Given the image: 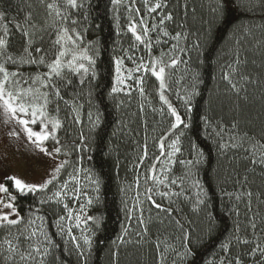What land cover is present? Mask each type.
I'll return each mask as SVG.
<instances>
[{"label": "trees", "instance_id": "trees-1", "mask_svg": "<svg viewBox=\"0 0 264 264\" xmlns=\"http://www.w3.org/2000/svg\"><path fill=\"white\" fill-rule=\"evenodd\" d=\"M169 2L175 30L182 34L180 51L175 56L180 63L166 69L165 89H160L154 76L149 82L154 101L161 106L159 110L169 112L171 124L175 123V117L160 99L161 91L184 121L179 127H172V132L179 137L184 160L194 159L193 145L203 153L201 163L186 166L181 171L187 196L171 201L154 198L165 208H171V215L151 206V213L144 217L147 234H137L145 225L136 224L130 229L125 188L133 184L143 146L158 132L157 123L161 121L157 119L159 116L142 111L145 102L138 97L121 98L111 91L115 82L114 60L121 46L115 6L111 0H85L78 30L84 36V45L92 42V48L99 49L98 77L91 84L89 77L77 89L81 92L78 103L83 105L79 124L73 123L68 110L61 107L62 127L57 135L61 144L68 147L62 149L58 157L68 159L71 164L82 156L83 169L90 171L93 178H99V191H96L90 216L98 218L100 224L97 227L91 221L90 250L84 244L76 249L69 237L62 239L57 234L55 225L65 213L63 205L57 204L55 199L39 205L41 212L36 215L45 216L44 229L58 245L50 249L46 264H160L161 258L167 264H229V261L236 264L237 254L242 264H261L264 260L258 249L255 256L251 255L257 243L264 249V165L252 164L249 153L243 148L222 147L233 143L230 135L235 130L229 131L233 122L237 123L240 135L247 132L264 143V135H261L264 130L261 102L264 96V0ZM58 3L63 9L64 0ZM0 10L12 18V23L23 22L28 13L41 25L46 18L39 0H0ZM3 24L0 21V31ZM8 26L14 34L10 51L22 50L24 38L12 24ZM48 32L43 33L42 41L40 32L36 37V44H42L45 50L51 46ZM230 64L238 69L231 79L242 89L239 96L223 79L225 72L230 71ZM21 71L30 73L36 69L25 66ZM241 76L256 83H248ZM243 88H247L246 93ZM89 111L93 114L98 111L101 117V124L95 130L88 119ZM81 133L85 137L83 144ZM52 145L53 141L46 142L49 149ZM65 152L69 154L66 156ZM71 171L72 168L66 166L58 174L59 180L63 181L66 172ZM12 183L6 180L10 191H13ZM56 183L54 181V185ZM54 190V186L49 185L46 195ZM13 194L18 197L20 214L27 216L33 197L20 196L14 191ZM200 200L204 203H199ZM176 220L182 228L177 226ZM158 236L162 241L159 248L156 247ZM245 240L250 243H244ZM21 244L23 247V240ZM188 249L193 255H186ZM6 255V252L0 255V264H6Z\"/></svg>", "mask_w": 264, "mask_h": 264}, {"label": "snow or ice", "instance_id": "snow-or-ice-1", "mask_svg": "<svg viewBox=\"0 0 264 264\" xmlns=\"http://www.w3.org/2000/svg\"><path fill=\"white\" fill-rule=\"evenodd\" d=\"M46 11V18L43 24H39L32 18L31 13L25 15L23 22L15 21L12 23V18L7 17L6 13L0 10V21H3V29L0 31V121L5 124L11 125L9 135L15 139H19L21 134L26 137L27 142L35 145L36 149L40 153H44L48 156L56 159L62 149H67L68 145L61 144V141L57 135V131L62 127V120L59 118V112L61 107L68 110L69 116L73 123L79 124L80 111L83 108L82 104L78 103V98L81 92L77 89L85 84V80L91 84L92 80L97 79L98 73L96 71L97 59L99 57V49L92 48V42L88 45H84V36L81 31L78 30L80 23L79 16L82 14L85 0H64L63 9L60 7L58 0H39ZM114 6L121 5L123 0H111ZM135 3V0H132ZM143 4L146 8L147 13L150 15L156 13L158 9H164L167 7L166 0H155L154 3L151 0H143ZM126 10L129 12L130 23L127 26V31L131 32L134 37V41L139 42L140 45H144L145 48L151 52L153 47L152 38L148 35L151 29L146 23L145 17L140 16V8L133 9L131 5H125ZM135 11L136 16L133 17L131 14ZM73 12L76 15H73ZM138 18L139 23L136 22ZM173 16L169 13H162L159 15V23L154 24L153 27L160 28L165 21H172ZM12 24V27L16 29L24 38V44L22 50L17 52L10 51V40L13 37L12 29L8 26ZM138 27L140 32L137 31ZM51 29V32H48ZM37 32L41 35L39 39L43 40V33L48 32L50 37V48L45 50L41 45L36 44ZM54 33V38H51ZM163 37H170L169 32L166 29L162 30ZM161 32L156 34V45L167 44V40H161ZM182 38L181 33H177L175 36H171L170 39L179 41ZM131 48L134 49L132 55H128L126 58L132 63L136 64L135 72L141 73V76L136 78V83H139L141 87L139 91L143 94V83L144 75L151 73L159 81V87L161 90L166 87V69L174 68L180 61L174 56H170L169 52H173L177 49V44H172L169 48V52H164L160 49V56L154 60L149 57V62L144 63L145 57L138 55L139 49L136 44L133 43ZM91 49V51H90ZM181 51H183L181 49ZM168 57V61H165V57ZM125 57H117L114 60L115 73H116V84L124 85L127 88L128 94L131 92L132 85L125 83V77L121 75L122 68L124 67ZM237 65L240 61L237 59L235 62ZM25 66L35 67V72L26 73L21 71ZM230 71L225 72L223 79L227 80L232 90L239 96L240 87L234 83L231 76L237 72V68L233 65L228 66ZM41 69H44L41 71ZM132 71L128 73V78H131ZM241 79L246 80L248 83H256L254 80H249L248 77L241 76ZM75 80V83H74ZM124 88L115 86L112 87L113 93H118L124 90ZM72 91H69V90ZM246 93L247 88H243ZM91 95V92H89ZM67 97V98H66ZM160 99L163 100L168 108L171 110V115L175 117V123L172 125L173 128H177L184 124L181 116L177 113L176 109L165 98L163 91L160 93ZM245 101L248 100L247 95L244 97ZM261 102L264 104V96L261 97ZM73 113L75 115H73ZM88 119L91 122L92 129H97L101 124V117L99 112L93 114L91 111L87 113ZM36 126H39L37 129ZM187 127V125H185ZM234 133L230 135V140L233 141L230 145H222V147L230 146L232 148H243L245 152L249 153L252 164L264 165V143L257 140L255 135L249 136L247 132L240 135L237 129V123L233 122L230 132ZM219 135V133H217ZM261 135H264L262 130ZM53 141L51 149L46 147L47 141ZM81 144H83L85 137L83 133L80 134ZM159 144V155L152 157V162L145 169L146 173L145 180L151 181L152 186L146 189L147 201L150 202L151 206L159 209L160 211L171 215V208H165L161 203H157L154 199L153 193L159 195L162 198L179 196L181 193L173 191H159V186L163 185L166 188H170L173 185H177L178 180H182L183 177H177L171 179L168 184L164 179H160L157 175L158 164H163V168L160 171H171L168 165L174 163L172 157L176 156L181 152V148L178 147L179 137L173 140L167 147L171 149L170 153H165V143L163 139L158 141ZM247 145V146H245ZM78 147V146H77ZM195 151V157L193 160L183 161L180 163L186 166H194L202 162L203 153L200 152L198 146L193 145ZM83 151V149H80ZM69 153L65 152L67 156ZM162 157H166L162 161ZM148 158L147 144L144 145V154L141 158ZM83 157L78 156L74 162H69L68 159L61 160L55 165L49 178L41 183H28L16 176H8L7 180H11L13 191L18 193L20 196L31 195L33 197V204L30 206L29 213L27 216H22L19 211V205H17V195L10 191L9 187L0 183V230L3 235L0 236V255L7 253L4 256L6 264H46L45 257L49 255L50 249L58 247L49 235L48 231L44 229L45 216L36 215L41 212L39 205H44L55 199L57 204H62L66 211L67 217L70 220L72 217V209L69 208L65 197L72 201L73 204L81 202V197H86V200L81 203L80 212L84 211L85 206L93 203V198L88 196L86 187H82L80 184V173L85 171L82 167ZM66 166L72 168L71 172H66V178L63 181L59 180L58 174L61 173L62 169ZM88 180L93 183L96 188L95 191H99V178H93V175L88 173ZM54 181L57 183L54 185ZM140 176L136 177V184L139 186ZM71 184V187L69 185ZM49 185H53L56 190L52 191L51 195H46L49 190ZM70 193V195H69ZM252 195L251 192L248 193ZM6 197V198H5ZM199 203H204L200 200ZM4 209L8 211L5 212ZM133 209H129L128 219H132L131 212ZM143 208L140 209V214L136 217V222L139 225H145L143 217ZM93 221L98 227L100 220L93 216H88L82 219L78 213L75 217V227L80 228V224L86 221ZM37 221L40 223L37 224ZM65 217L60 216L56 223L58 229L57 234L63 239L65 236L69 237L71 242L74 244L76 249L81 248L79 238L72 233V228L64 222ZM175 223L178 227H183L179 220ZM211 224L209 231H211ZM252 227L255 228L253 222ZM148 232V228L145 225L142 227L138 235H145ZM127 234V230H125ZM83 242L91 248V239L88 236H83ZM185 238H188V234H185ZM23 240L24 246L22 247L21 241ZM121 242L123 240L121 239ZM162 241L159 236L156 240V247L159 248ZM244 243H250L245 240ZM227 249V245H224ZM259 250L260 256L264 258V249L257 243L255 249H253L251 255L255 256L256 250ZM81 256L83 252L79 253ZM186 255H193L191 249H188ZM236 264H242L239 259V254L235 257ZM223 264V262H221ZM231 264V261H229ZM261 264H264L262 260Z\"/></svg>", "mask_w": 264, "mask_h": 264}, {"label": "rangeland", "instance_id": "rangeland-1", "mask_svg": "<svg viewBox=\"0 0 264 264\" xmlns=\"http://www.w3.org/2000/svg\"><path fill=\"white\" fill-rule=\"evenodd\" d=\"M152 3L155 2V0H151ZM167 7L164 9H158L156 13L148 14L146 11V8L143 4V0H135V3H132V0H123V3L121 5L115 6V17H116V24L117 27L121 33V46L119 53L116 55L117 57H125L124 59V67L122 68L121 75L125 77V83L132 85L131 92L128 94V89L124 88V85H117L116 84V73H115V82L114 87L119 86L124 88L123 91L114 93L117 97L121 98H130L135 99L138 97L141 102H145V104L142 105V111L146 114H150L151 116H159L157 119L161 121L158 124V132L155 133V135L150 139L147 140L145 144H147V151H148V158L143 159L142 163L141 160L139 161V164H137L136 170H135V179L133 181L132 185H128L125 188V193L127 195L126 203L128 205V213L129 209H133L131 212L132 219L129 220L130 229H133V225H136V217L140 214V209L143 208V217H145L147 214L151 213V204L149 201H147V197L145 195L146 189L148 187L152 186V182L149 180L146 182L145 175H150L149 173L145 172V169L147 166L152 162V157L154 155H159V144L158 141L160 139L164 140L165 143V153H170L171 149L167 147L173 140L177 139V135L172 132V124H171V116L169 115V112H164L163 109L159 110V103H156L154 101V97L151 91L150 77H153L151 73H147L144 75V83H143V94L140 93L139 88L141 85L139 83H136V78L138 76L142 75L141 73L135 72L134 69L136 68V64L129 61L126 57L128 55H132L134 53V49L131 48V45L133 43L136 44L137 48L139 49L138 55L145 57L144 63L149 62V57H151L153 60L160 56V49L162 48L164 52H169V48L172 44H177V49L173 52H169L170 56H176L180 51V43L182 41V38L177 42L175 40L170 39L171 36H175L177 32L175 29V23H174V17L172 21H165L163 25L160 26V28L153 27L154 24L159 23V15L162 13H171V3L169 0H166ZM125 5H131L133 9L140 8V16H144L146 23L148 24L151 31L149 32V36L152 38V44L153 47L151 49V52H149L144 45H140L139 42L134 41V37L132 36L131 32L127 31V26L130 23L129 20V12L126 10ZM172 14V13H171ZM133 17L136 16L135 11L131 14ZM173 16V15H172ZM137 23H139L138 18L136 20ZM166 29L170 37H163L162 30ZM138 32H140V28L137 29ZM157 32H161V40H167V44H161L156 45V34ZM115 58V59H116ZM165 61H168V57H165ZM130 70L132 71L131 78H128V73ZM156 119V118H155ZM11 125L5 124L2 121H0V183L6 184V177L8 176H16L18 178H21L25 182L28 183H41L46 181L50 174L52 173L54 167L56 164H58L61 160L59 157L56 159H53V157L48 156L44 153H40L38 149H36L35 145L30 144L27 142L26 137L21 134V137L19 139H15L9 135V132L11 130ZM46 146V145H45ZM178 147H180V142L178 144ZM181 148V147H180ZM144 154V146H143V153L141 158ZM162 161L166 159V157L161 158ZM184 160L182 152L178 153L176 156L172 157V161L174 163L168 165V168L171 169V171H160L164 166L163 164L157 165V175L160 179H164L165 176L168 177V180H165V183L168 184L171 179H176L177 177H183L182 180L177 181V185H173L170 188H166L163 185L159 186V191H173V192H179L181 195L186 197L187 195L184 194V188H186L185 182H184V176L181 173L182 169L186 168L185 164L180 163V161ZM88 175V172L83 171L80 173V184L82 187H86V190L88 192V196L93 198V203L91 205H87L84 208L83 212H80L81 203L86 200V197H81V202H78L76 204H73L71 200H69L67 197H65V202L68 203L69 208L72 209V217L69 220L66 214V211L64 213L65 217V223H67L68 226L72 228V233L76 235L79 238V243L82 245L83 242V236H88L90 239H92V233H93V227L91 224V221L88 220L86 222H82L80 224V228L77 229L75 225V217L79 213L82 217V219L90 216V210L94 205L96 191V186L91 183L90 180H88L86 177ZM137 175L140 176L139 186L136 184V177ZM71 187V184L69 185ZM70 195V193H69ZM154 198L157 199H165L166 201H171L179 196H171L162 198L159 195H155V192L153 193ZM6 198V197H5ZM65 210V209H64ZM5 212H7V209H4ZM85 245V244H84ZM160 264H167L162 258L160 259Z\"/></svg>", "mask_w": 264, "mask_h": 264}]
</instances>
